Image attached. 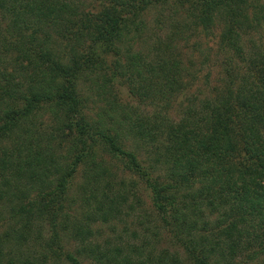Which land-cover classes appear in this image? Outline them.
<instances>
[{"label": "trees", "instance_id": "obj_1", "mask_svg": "<svg viewBox=\"0 0 264 264\" xmlns=\"http://www.w3.org/2000/svg\"><path fill=\"white\" fill-rule=\"evenodd\" d=\"M80 1L0 0V218L2 207L14 220L30 218L33 208L50 204L62 213L70 178L83 164L91 183H105L108 192L101 199L91 188L98 214L87 213L85 227L82 221L74 224L80 247L67 249L53 229L45 241L52 264H264V45L246 48L241 38L245 29L262 27L264 0H117L125 8L120 13L114 1L95 16L83 13ZM151 7L182 17L181 22L169 17L171 35L154 43L142 35V17ZM216 24H223L219 42L224 54L237 58L228 63L233 57L227 56V85L172 120L171 101L187 87L183 78L189 72L177 40L184 36L187 41L201 28L209 33ZM59 40L67 41L68 51ZM135 42L146 51L135 48ZM83 44L87 50L80 52ZM100 45L118 52L126 45L125 63H116L108 81L118 77L137 106L113 94L101 99L107 106L85 113L88 100L78 93L77 83L101 67ZM139 104L154 110L141 114ZM44 115H49L46 123L38 120ZM128 141L149 147L152 162L140 158ZM63 142H68L66 154L73 153L64 168L59 162L65 157L59 149ZM96 143L150 190L149 210L156 217L153 225L151 212L144 214L147 224L137 221L143 233L135 228L131 238H141L140 244L124 239L125 227L117 241L105 238L103 243L88 228L97 219L107 225L124 222L123 213L130 212L124 209L125 183H135L122 179L116 189L108 185L112 172L92 152ZM50 215L56 227L58 212ZM156 218L181 253L153 247L149 236H157ZM25 228L23 223L22 230L4 233L0 264L45 262L43 253L38 258L12 252L15 242L9 238L28 237Z\"/></svg>", "mask_w": 264, "mask_h": 264}, {"label": "rangeland", "instance_id": "obj_2", "mask_svg": "<svg viewBox=\"0 0 264 264\" xmlns=\"http://www.w3.org/2000/svg\"><path fill=\"white\" fill-rule=\"evenodd\" d=\"M116 6V12L120 13L122 9H125L117 0H82L80 1L79 9L83 10L82 12H89L91 15L99 14L102 9L106 6H110L114 4ZM79 4V3H77ZM159 7H151L146 12H144L143 19L144 24L146 27V31L143 32V37L147 39L149 43H154L157 39H165L167 35H171L172 27L169 17H174L175 21L181 22L182 17L179 14L171 15V10L164 8L162 14H159ZM123 13V12H122ZM182 14L183 11L180 10ZM249 22L252 23L253 11L252 8H249L248 11ZM158 18V19H157ZM1 20V17H0ZM223 24H216L211 28L209 33H206L202 28L200 29L201 32L197 34V36H189L188 40L185 41L184 36L181 39H178L177 46L181 51V55L184 60L185 66H187V70L189 72L186 73V77L183 78L184 81L187 83V87L177 96L173 97L171 101V106L169 109V116L172 120L177 121L180 118L182 111L188 106H197L200 100L204 97H211L214 95V89H220L227 85V80H224V66L226 63V59H230L228 63L231 61L237 62V58L234 57L231 53L224 54V51L220 47L219 42V34L222 30ZM245 32L242 34L241 38L244 43V47L253 49V45L256 47H263L264 45V23H262V27H258L257 30H253V27H249L244 30ZM56 38V37H55ZM61 41V48L65 51H68V46L66 45L65 40ZM88 43V42H87ZM135 48L139 47L141 51L143 50L140 43L138 44L135 42ZM87 44H83V48L78 49L81 51H86ZM101 47H96V54L98 56H102L101 59V67L95 66L93 72H90V78L84 79L81 77L78 79L77 83V90L78 93L84 95L85 98L88 100L87 109L85 113H92L104 105L107 104L102 101L101 99H109L114 96L122 97V102H127L133 104V106H137L138 102L136 98L132 97L129 93L128 88L125 84H121V80L116 77L112 80L108 81L111 77V73L116 66V63L124 64V60L126 59L125 55V47L126 45L120 46V48L116 46V48L120 49V52L117 50L105 49L103 45ZM113 46V47H115ZM137 46V47H136ZM257 49V48H256ZM103 50V51H102ZM122 52V54H121ZM65 52H62V54ZM228 56V57H227ZM10 69V68H9ZM223 80V81H222ZM141 114L145 112L151 114L153 112V107L149 105L139 104L138 109ZM43 118V119H42ZM43 121L46 123L49 121V115H44L41 118L39 117L38 120ZM45 127V126H44ZM128 146L130 148L137 147L138 156L144 161L152 162V158L150 159L149 154V147H147L142 142H133L128 141ZM68 142H63L61 145L60 153L64 155L59 162L62 168L66 167L70 161L73 159V153L66 154ZM92 152L97 156V159H102L104 164L106 165L107 169L112 172V178L106 177V179H110L113 183H108L110 186H113L116 189L119 185L120 180H131L134 181V185H127L125 192L128 194L127 204L124 207L125 211H130L129 215H125L123 213V222L113 221L111 225L103 224L100 220L92 221L88 228L92 229L95 233V239L97 242H104V239H109L111 242L117 241V232L122 233V228H126L127 231L123 232L122 235L124 239L129 242H133L136 244L141 243V238L139 239H132L131 234L133 229H137L138 233H143V228L147 221L145 220L144 214L151 212L149 209L152 208L151 204V196L150 190L145 188V184L142 183L136 175L129 173L126 169L123 168L121 163L112 158L110 154H108L101 144H94L92 148ZM147 165L148 163H143ZM87 168L85 165L80 164L77 167V170L73 173V176L70 178V183L68 184V200L64 202V207L62 213H59L57 209V204H50L49 207L42 206L40 209L33 208L32 216L30 218H23L19 220L9 219L7 210L3 208V215L0 218V239H4L6 234H10L9 232L11 229L19 228L22 230L23 223L27 225V228L24 230L26 236L28 237H21L16 242L13 240L14 238L11 236L9 238L10 244L15 242V245L11 247L14 248L12 252L15 251H23L27 252L29 255L33 257L41 258V254H46L47 257L43 258L45 262L42 264H52L54 262L51 254H50V247L47 246L45 241H49L51 234L53 233V229L58 231L59 238L62 239V243L67 249L75 250L76 248L80 247L83 242L81 241L80 237H76L75 233L73 232V226L80 221H85V215L87 213H94L98 214V211L95 209L96 205V196L91 195V188H95L97 190L98 197L101 199L103 198V193L108 192L107 185L101 181L98 183H91V179L87 176ZM53 179V178H52ZM109 180V181H110ZM94 189V190H95ZM30 195H35V190H30ZM137 198H139L140 203L136 202ZM72 200V201H70ZM128 204L133 206L132 209L128 207ZM129 208V209H128ZM58 212L57 218L54 221L56 223V227L52 225V218L50 215L51 211ZM66 213V214H65ZM152 213V212H151ZM68 215V220L64 219L65 215ZM96 214V215H97ZM153 216H149L150 223L153 225L154 221L153 218L156 217L154 213ZM61 215H63L61 217ZM29 220L28 223L26 221ZM64 220V221H63ZM138 220L143 221V225H138ZM157 222V236H149L150 240L153 243V247L157 250H166L169 253H174L178 251L181 253V247L179 246L178 242L176 244V240L168 233L166 230L159 229L157 223H159V218H156ZM63 221L62 223H60ZM111 221V222H112ZM82 224V227H85V224ZM60 223V224H59ZM112 225L115 226L113 230L111 227ZM5 233V235H4ZM146 234H144V237ZM103 241V242H102ZM16 247V248H15ZM262 258V255L260 256ZM84 264H94L90 261H84Z\"/></svg>", "mask_w": 264, "mask_h": 264}]
</instances>
